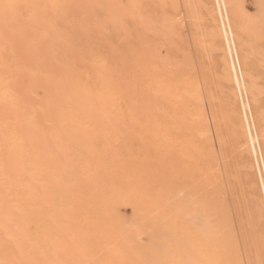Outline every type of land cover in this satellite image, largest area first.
Listing matches in <instances>:
<instances>
[{
    "label": "bare ground",
    "instance_id": "6f19581e",
    "mask_svg": "<svg viewBox=\"0 0 264 264\" xmlns=\"http://www.w3.org/2000/svg\"><path fill=\"white\" fill-rule=\"evenodd\" d=\"M196 2L0 0V264H254L245 227L236 218L237 239L216 222L210 198H233L232 167L246 161L264 238V88L241 32L253 15L213 0L200 20ZM139 22L155 39L137 34L135 55L85 48ZM151 177L176 192L169 214L152 209ZM124 195L165 228L146 253L131 255L121 218L109 220Z\"/></svg>",
    "mask_w": 264,
    "mask_h": 264
},
{
    "label": "rangeland",
    "instance_id": "374dc122",
    "mask_svg": "<svg viewBox=\"0 0 264 264\" xmlns=\"http://www.w3.org/2000/svg\"><path fill=\"white\" fill-rule=\"evenodd\" d=\"M201 1L202 2L199 3L197 0L196 7H197V9H199L198 12L200 13V15L204 16L202 19H200V20H203V19H205V17H207V8L212 7L213 0H201ZM244 2H245V8H247L248 14H251L250 16L253 15V18H252V20H250L246 14L241 15V17H242L241 21H242V24L245 28V29L242 28L241 32H242V35L244 37H247V39L251 42V45H252L251 48L254 51V54H253V56H251L250 60H252L253 62H255L257 64V66H256V68H254L255 70L253 72L255 73L256 79L259 82V84H261L260 86L263 89L264 88V12H262L261 9L258 7L261 3V0H243V3ZM252 11L257 13L258 16L254 15V13H252ZM164 13H167V12L160 10L158 14H159V16L163 17V16H165ZM103 16L105 17V15L102 14L101 17L103 18ZM119 22H120V20H118L116 23H119ZM145 25H147L146 22H139V23L135 24L134 26H131V33H128V34L127 33L126 34H120V33L116 34L114 32V34H111V36H112L111 37V43L107 42L106 36H109L110 34L107 31H105V32L101 33L99 36H97L96 38H94L93 41L89 44V46H87L85 48H88L90 50V48L93 49V48L99 47L103 50H106V51L113 53L116 56L119 55V53H118L119 50L124 49V50H129V52H131V54L135 55L136 51H134V50H136L138 47L136 42H135L137 39V36H138L137 34L143 32L144 35L145 34L147 35L145 37L147 38V40L149 42L155 39V38H153V33L151 31H149L148 29H146V27H144ZM186 29H188V27H186ZM187 32H189V31L186 30V34H187ZM187 35H189V33ZM255 42H256V44H255ZM105 43H106V45H105ZM108 44L111 45V48ZM208 46H209V44L204 43L203 47L200 48V50H201L200 52L202 54V57H204L206 55V53L208 51V50H206V47L208 49L210 47V46L209 47ZM162 49H164V48H162ZM115 52L118 55L115 54ZM218 54H219V51L217 49L212 52V58H211L212 63L215 64V61L218 60V58H219ZM213 78H214L213 82L214 83L217 82L216 84H213V86L220 88L221 83L219 81L220 79H218L219 78L218 75L214 74ZM221 81L225 83V81H223V80H221ZM255 103L257 105L258 104L264 105V92H262L259 95V98H258L257 102H255ZM239 151L238 152L235 151L237 153L233 152L234 154L231 153L232 155H230V156H232V157H230V158L235 160L236 158H241V156H242L241 159L244 160L243 154L240 155V152H242V151H240V152ZM244 163L246 165V161H244L239 167H236L234 165L232 167V169H233L232 172H233L234 179H235L234 180L235 184H234L233 190H232V192L234 191L233 192V198L232 197L228 198V200L225 201L224 197L220 196L219 194H216V193L212 194L211 193L210 198L213 201V211H214L213 219L220 224L222 222H224L223 224H224L225 228L227 230H233L232 235L235 236L237 239H239L238 225H237V221H236V218H238L240 220V224L245 227V228H243V230L246 232L245 233L246 238L248 240L251 239L250 240L251 242L249 241V247L250 246L252 247V248L250 247L251 248L250 253H251L253 263L254 264H264V238L261 234L259 235V232H257V227H256L257 221L255 220L254 217H252L253 215L251 214L253 211V209H252L253 204H254L253 200L256 198L257 194L259 193V191H258L259 186H258V182H257V177L255 176L256 174L254 173L253 169H251L249 167L247 168V165H246V167H245V165L243 166ZM155 179H156V177L150 178V191L154 195V199L156 201L155 204H157L154 206V208H152L149 205H145L143 203H142V205L139 203L136 204L133 200H131L132 198L130 197L131 198L130 199L129 196H127V195L122 196L124 199L122 197H120V200H119V197L113 198L111 201L113 203L110 204L112 207L108 206V214L109 213H110V215H111V213L113 214L112 215L113 218L110 215H108L109 220H111L112 222L114 221L115 223L121 222V223H119V225H121V227L118 224H116L119 226L118 231H117L118 240L120 241V238L124 237V240H122L123 239L122 238L121 242L126 241V242H124L125 244L124 245L122 243H120V244H122L126 248V250L129 251V253L131 255L140 254L144 251L143 249L149 250L152 248V246L155 245V242H153L155 240L154 233H156V232L158 233V231L160 230L159 226H161L162 223H159L160 225H158V226H157V223L155 225V223L152 221V220H154V215H156L154 213H155V211H157V214L159 213V215L160 214L161 215L169 214V212L171 210V206L173 205L174 200H175V198L173 196H174V194H176V192H174V191L172 192L170 190V184L167 183L164 178H162V179H164L163 181L161 179L159 180L158 178H157V180H155ZM156 182L157 183L159 182L158 184H160V186H159L160 189L158 188V186H155L157 189L155 188L156 190L154 189L155 190L154 191V190H152L153 189L152 185H157ZM186 185H187L185 187L186 189L193 186V185H190L188 183ZM157 190L159 191V193L161 192L160 190H163L165 192L164 198L159 197V195H158L159 193ZM227 195H230L229 192L227 193ZM116 202H117V204H116ZM133 203L135 206L134 205L132 206ZM215 205H216V207H215ZM113 207L115 208V210L113 209ZM149 207H150V209H149ZM110 208H112V209H110ZM151 208L155 209L154 213H153V211H151ZM214 208L216 210H214ZM156 209H158V210H156ZM115 212L116 213L118 212L117 213L118 218H117V214ZM114 214L116 215L117 219L115 218ZM119 217L121 219L119 222H117L119 220ZM123 218H125V219H123ZM133 219H135V220H133ZM115 220H117V221H115ZM131 220H132V222H130ZM156 220H157V218H156ZM124 221L128 222V223H124ZM135 221H136V223H135ZM230 221H231V223H230ZM122 223H124L125 225ZM143 224H144V226H143ZM157 227L159 228V230L157 229ZM119 228H121V232L119 231L120 230ZM139 231H141V232H139ZM154 231H156V232H154ZM164 231H165V228H162V226H161V233H163ZM119 234H121V236L123 234L124 236L119 237ZM130 235H131V237H130ZM247 235H249V236H247ZM138 252H140V253H138ZM146 252L147 251H144V253H146Z\"/></svg>",
    "mask_w": 264,
    "mask_h": 264
},
{
    "label": "snow or ice",
    "instance_id": "6c2138e0",
    "mask_svg": "<svg viewBox=\"0 0 264 264\" xmlns=\"http://www.w3.org/2000/svg\"><path fill=\"white\" fill-rule=\"evenodd\" d=\"M20 7H21L20 5H16V4L4 5V8L6 10H8V9H18ZM258 7L261 9L262 12H264V0H261V3H260V5ZM26 264H41V262L37 261V260H32V261L26 262Z\"/></svg>",
    "mask_w": 264,
    "mask_h": 264
}]
</instances>
